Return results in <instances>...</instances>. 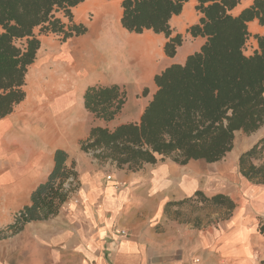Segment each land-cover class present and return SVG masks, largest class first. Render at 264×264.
Here are the masks:
<instances>
[{
	"label": "crops",
	"instance_id": "1",
	"mask_svg": "<svg viewBox=\"0 0 264 264\" xmlns=\"http://www.w3.org/2000/svg\"><path fill=\"white\" fill-rule=\"evenodd\" d=\"M122 2L85 0L72 9V20L57 13L63 23L83 25L87 33L66 41L41 35L26 76V98L0 119L1 230L31 204L33 191L55 166L57 150L68 154V166L75 164L79 183L55 217L0 239V264H261L264 237L257 227L264 218V184L241 174L240 157L264 138V125L250 135L237 132L232 150L216 163L181 165L157 156L156 164L131 171L112 161L101 164L81 150L92 128L139 123L158 90L155 77L184 65L206 42L188 32L202 17L196 0L170 21L173 36L184 38L173 58L165 53V35L123 28ZM253 3L242 0L231 13L237 16ZM248 31L250 46L259 49L256 36L264 35V25L254 20ZM95 85L127 92L123 112L109 123L85 108V91ZM198 191L224 194L237 206L226 220L213 213L208 225L176 218L181 209L171 203Z\"/></svg>",
	"mask_w": 264,
	"mask_h": 264
},
{
	"label": "trees",
	"instance_id": "2",
	"mask_svg": "<svg viewBox=\"0 0 264 264\" xmlns=\"http://www.w3.org/2000/svg\"><path fill=\"white\" fill-rule=\"evenodd\" d=\"M84 1L0 0V119L26 98V76L37 59L41 35L55 34L66 41L87 33L85 26L66 25L56 16L62 12L72 20V9ZM189 1L123 0L122 26L134 34L151 30L165 35V53L173 58L184 38L173 36L170 21ZM196 1L202 17L188 32L206 38L205 44L184 65H172L155 77L158 90L139 123L114 130L92 128L80 147L99 163L112 161L131 171L156 164L157 156L181 165L192 160L216 163L232 150L237 132L250 135L264 125V35L256 36L258 52L244 54L248 24L259 20L264 25V0H254L237 16L231 12L242 0ZM126 103L127 92L117 85L90 86L84 94L86 110L107 123L123 112ZM256 160L262 163L257 166ZM67 161L65 151L55 152V166L47 180L33 191L31 204L15 215L13 224L0 229V239L19 234L28 223L59 214L79 188L75 164L68 166ZM240 171L247 180L264 184V138L241 155ZM184 204L219 213L221 220L228 219L237 206L229 196L209 197L201 191L171 206ZM195 224L200 226L201 219ZM257 230L264 237V218L259 219Z\"/></svg>",
	"mask_w": 264,
	"mask_h": 264
},
{
	"label": "rangeland",
	"instance_id": "3",
	"mask_svg": "<svg viewBox=\"0 0 264 264\" xmlns=\"http://www.w3.org/2000/svg\"><path fill=\"white\" fill-rule=\"evenodd\" d=\"M181 210L176 212L175 217L184 221H196L197 218H200L202 224H211L216 216L210 210L196 208L193 204H184L179 207ZM179 213V215L177 214ZM17 214V213H16ZM213 215V216H212ZM256 261H260V257L257 256Z\"/></svg>",
	"mask_w": 264,
	"mask_h": 264
},
{
	"label": "built area",
	"instance_id": "4",
	"mask_svg": "<svg viewBox=\"0 0 264 264\" xmlns=\"http://www.w3.org/2000/svg\"><path fill=\"white\" fill-rule=\"evenodd\" d=\"M248 41H249V40H248ZM248 41L246 42L245 47H244V54H245L246 56H252V55H254L256 52H258V49L252 48V47L250 46V44H249ZM108 180H111V177H108ZM65 187H66V188H69V182H67V183L65 184ZM121 234H125V233H121Z\"/></svg>",
	"mask_w": 264,
	"mask_h": 264
}]
</instances>
